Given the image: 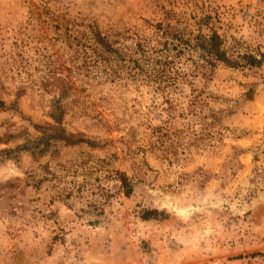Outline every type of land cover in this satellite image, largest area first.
I'll return each instance as SVG.
<instances>
[{
	"label": "rangeland",
	"instance_id": "374dc122",
	"mask_svg": "<svg viewBox=\"0 0 264 264\" xmlns=\"http://www.w3.org/2000/svg\"><path fill=\"white\" fill-rule=\"evenodd\" d=\"M213 33L260 66L196 72ZM0 102V264H264V0H0Z\"/></svg>",
	"mask_w": 264,
	"mask_h": 264
},
{
	"label": "trees",
	"instance_id": "16d2710c",
	"mask_svg": "<svg viewBox=\"0 0 264 264\" xmlns=\"http://www.w3.org/2000/svg\"><path fill=\"white\" fill-rule=\"evenodd\" d=\"M92 30V39H93V51L94 53L101 54L105 61L108 63L109 59L106 56L110 53H118V50L114 49V44L111 42L110 38L103 36L101 32L97 29L91 28ZM156 41L153 42V46L149 45L150 49L157 56H148L144 51L145 45L147 42L140 40L137 45L141 53L143 60L147 61V65L152 67L154 72L158 74H166L167 67L171 65L169 60V55L172 51H177L179 54L184 52L183 48L179 46V42H184V40H179L180 36L177 33H174L170 27H167L163 24H157L155 27ZM183 39V38H182ZM144 44H142V43ZM186 45V42L185 44ZM186 49V48H184ZM187 49H193L199 55V61L196 62V72L203 73L204 75L212 72L218 64L222 63L230 67L240 68V67H249L255 68L259 67L261 62L253 56L244 55L239 60H235L228 56V53L223 49V40L217 33H213L210 37L203 35H198L195 38V44H188ZM137 52L138 49H137ZM160 58H165L166 61L160 60ZM148 59V60H146ZM165 62V63H164ZM165 65V66H164ZM3 102H0V109L4 108ZM54 120L57 124L62 122V112L56 113L53 115ZM50 130L54 132V135H46L38 139L34 145V152L38 154H43L46 149H41V144L49 145L50 141H63L66 144H76L79 141H74V136H68L66 131L59 127L49 126ZM38 151V152H37ZM120 181L122 182V187L125 191L127 197H130L132 194V187L128 182V179L123 174H120ZM156 215L155 212H146L144 219H151L152 216Z\"/></svg>",
	"mask_w": 264,
	"mask_h": 264
}]
</instances>
